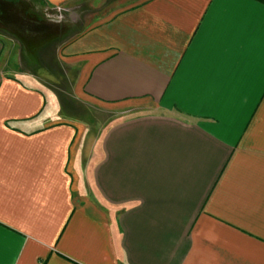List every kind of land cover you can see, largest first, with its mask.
<instances>
[{"label": "crops", "instance_id": "obj_1", "mask_svg": "<svg viewBox=\"0 0 264 264\" xmlns=\"http://www.w3.org/2000/svg\"><path fill=\"white\" fill-rule=\"evenodd\" d=\"M25 1L58 22L91 2ZM79 22L47 49L73 100L111 110L96 132L0 35V264H264V4Z\"/></svg>", "mask_w": 264, "mask_h": 264}, {"label": "rangeland", "instance_id": "obj_2", "mask_svg": "<svg viewBox=\"0 0 264 264\" xmlns=\"http://www.w3.org/2000/svg\"><path fill=\"white\" fill-rule=\"evenodd\" d=\"M140 0H91L87 6L74 7L73 19L64 16L61 22L44 19L25 0H0V35L11 39L13 64L19 68H31L35 74L52 72L58 79L41 80L52 88L61 100L62 113L75 122H83L92 132L98 131L111 115L110 109L73 100L71 88L65 87L60 78L62 65L58 64V47L79 29L81 14L102 15L116 12ZM51 73V74H52ZM53 81V82H52Z\"/></svg>", "mask_w": 264, "mask_h": 264}, {"label": "trees", "instance_id": "obj_3", "mask_svg": "<svg viewBox=\"0 0 264 264\" xmlns=\"http://www.w3.org/2000/svg\"><path fill=\"white\" fill-rule=\"evenodd\" d=\"M257 1H259V2H261V3H263V4H264V0H257Z\"/></svg>", "mask_w": 264, "mask_h": 264}]
</instances>
